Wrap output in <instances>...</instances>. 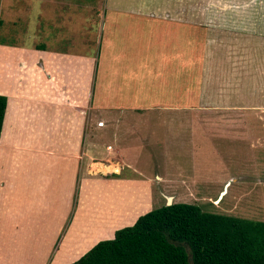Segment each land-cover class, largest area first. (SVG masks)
<instances>
[{
	"label": "crops",
	"instance_id": "obj_1",
	"mask_svg": "<svg viewBox=\"0 0 264 264\" xmlns=\"http://www.w3.org/2000/svg\"><path fill=\"white\" fill-rule=\"evenodd\" d=\"M189 1L217 0H3L0 264L72 263L155 208L133 151L155 137L146 158L166 155L181 136L161 134L208 121L209 102L242 109L264 172V0H222L245 12L221 15L184 13Z\"/></svg>",
	"mask_w": 264,
	"mask_h": 264
},
{
	"label": "rangeland",
	"instance_id": "obj_2",
	"mask_svg": "<svg viewBox=\"0 0 264 264\" xmlns=\"http://www.w3.org/2000/svg\"><path fill=\"white\" fill-rule=\"evenodd\" d=\"M27 1L31 2L27 3ZM221 1L217 0L207 5L205 2L201 5L198 1L193 4L189 1L184 7V13L221 15L245 12L244 7L239 4L232 7L223 2L220 4ZM23 2L26 8L34 10L32 0H23ZM2 3L3 0H0V5L3 8ZM155 12H158L157 7ZM26 15L32 18L34 16L31 13ZM17 23L18 30L19 28L30 31L35 29L34 21ZM3 26L0 33L5 32L6 25L4 21ZM0 40L11 42L10 39H6V34L1 36ZM99 40L100 38L97 37L95 49H98L99 45L100 48L103 46L102 43L99 44ZM224 53L225 51L220 50L219 56L217 57L218 53L215 56L217 59L224 60L227 64V61L221 57ZM224 62L221 61L220 64H223V67L226 68ZM212 96L214 95L212 94ZM227 102L230 104L233 100L228 99ZM208 104H210V107L208 106L207 109H211V113L208 114L209 117H203L201 120H208L209 122L202 123L199 122V119L187 116L184 121L185 124L181 128H174L175 133L172 131L171 133L161 134L160 139L164 136L168 139L169 145L174 142V146L175 139L181 136V143H177L175 147L170 146L172 150H166V155H161L159 150V156L153 161L150 160V157L149 159L146 158L151 148L156 145L153 141L156 139L155 137L146 143L147 147L143 145V150L141 146L133 151L131 157H137L136 168L141 172H146L153 178V192L159 199V203L153 205L155 208L165 205L167 200L163 194H169V196L174 197V202L197 204L204 211L263 221L264 181L261 180L264 177V172L258 167V160L254 158V155H250L253 150L249 145L251 142L248 143V140H244V135L241 134L242 129L248 126L247 124L251 121L248 118L244 121L241 114L238 116L235 114L242 111V109L231 112L232 110H229L228 107L216 102H209ZM155 121L158 120L155 119ZM256 121L259 125H264V123L259 122L260 120ZM236 133L239 138H233L237 136ZM149 134V131H144V136L143 133L140 136L141 138L148 137ZM257 137L262 138L264 134L257 133ZM141 138H138L137 141H143ZM154 160L155 165L149 166L150 161L154 162ZM144 163L149 165H143ZM156 174L162 176L160 180H157ZM130 175H134L131 169L124 168L122 170V176L128 177ZM247 176L250 177L245 178ZM161 193H163V197L159 196Z\"/></svg>",
	"mask_w": 264,
	"mask_h": 264
},
{
	"label": "trees",
	"instance_id": "obj_3",
	"mask_svg": "<svg viewBox=\"0 0 264 264\" xmlns=\"http://www.w3.org/2000/svg\"><path fill=\"white\" fill-rule=\"evenodd\" d=\"M5 107L0 95V132ZM69 264H264V221L172 202L115 230Z\"/></svg>",
	"mask_w": 264,
	"mask_h": 264
},
{
	"label": "water",
	"instance_id": "obj_4",
	"mask_svg": "<svg viewBox=\"0 0 264 264\" xmlns=\"http://www.w3.org/2000/svg\"><path fill=\"white\" fill-rule=\"evenodd\" d=\"M171 199H172L171 197H168V196H167V203H166V205H169V204L172 203V202H171Z\"/></svg>",
	"mask_w": 264,
	"mask_h": 264
}]
</instances>
